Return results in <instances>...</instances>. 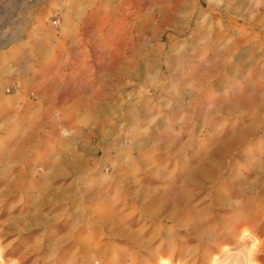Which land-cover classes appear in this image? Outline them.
Listing matches in <instances>:
<instances>
[{
	"label": "rangeland",
	"instance_id": "rangeland-1",
	"mask_svg": "<svg viewBox=\"0 0 264 264\" xmlns=\"http://www.w3.org/2000/svg\"><path fill=\"white\" fill-rule=\"evenodd\" d=\"M24 11L27 64L58 37L93 105H36L0 56V264H264V0Z\"/></svg>",
	"mask_w": 264,
	"mask_h": 264
},
{
	"label": "crops",
	"instance_id": "crops-1",
	"mask_svg": "<svg viewBox=\"0 0 264 264\" xmlns=\"http://www.w3.org/2000/svg\"><path fill=\"white\" fill-rule=\"evenodd\" d=\"M3 11V10H2ZM9 15V19L3 15L0 18V51L3 58L9 59L17 57V64L10 66L8 75L9 80H14L15 76H19L22 82L19 91L32 89L35 93V103L40 106H75L86 107L90 106L93 96L91 95L90 85L84 84V79L77 76L80 69L76 67H67L59 65L58 52L55 51L58 47V37L50 39L51 48L47 50L42 48L39 58L42 61V69L31 67L29 64L32 59L30 49L34 51V59L38 63V35L34 37L35 45L31 48L27 44L28 27H32L31 22L28 24L25 11L23 14L19 12L16 18ZM11 18V19H10ZM18 44V45H16ZM68 53L67 55H69ZM70 56H66L69 59ZM50 64L48 67L47 65ZM62 64V63H61ZM60 75H69L71 84L69 87H64L59 83ZM26 86H22L24 83ZM98 103H94L97 105ZM93 105V104H92ZM18 146H25L27 142V132H21L18 135ZM72 168V167H71ZM85 249V248H84ZM87 249V248H86Z\"/></svg>",
	"mask_w": 264,
	"mask_h": 264
}]
</instances>
